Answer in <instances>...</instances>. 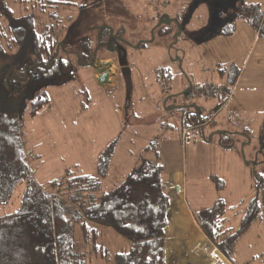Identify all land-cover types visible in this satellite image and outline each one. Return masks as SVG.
Here are the masks:
<instances>
[{
  "label": "rangeland",
  "instance_id": "obj_1",
  "mask_svg": "<svg viewBox=\"0 0 264 264\" xmlns=\"http://www.w3.org/2000/svg\"><path fill=\"white\" fill-rule=\"evenodd\" d=\"M76 1L86 4L84 14L78 9L57 13L59 39L67 43L59 56L72 64L73 78L47 89L50 105L35 118L26 113L20 117L31 180L50 192L47 186L52 180L98 176L99 157L113 143L114 152L97 194L100 197L141 160L153 159V151L145 149L155 146L161 178L173 202L176 199L185 205L182 192L177 197L175 188L181 178L169 180L179 170L184 177V197L192 209L199 213L216 199L225 202L221 231L235 236L230 252L234 264H264V203L259 216L240 229L249 202L256 197L259 203L264 200V182L256 190L254 179L264 180V34L239 20L231 37L197 42L194 36L208 25L210 14L203 2L194 7L197 0ZM244 1L264 13V0ZM3 3L15 18L31 14L36 32L49 21V11H32L30 2ZM103 27L118 39L113 49L98 42ZM1 30L8 34L0 12ZM82 41L89 43L90 63L81 66L76 48ZM120 65L124 67L116 86H100L93 80L96 69L114 71L115 76ZM208 87L213 88L211 93L205 91ZM186 92L200 93L196 100L182 101ZM227 97L228 105L217 110ZM150 105L163 110L172 106L173 112H157ZM180 105L189 107L190 113L200 107L197 122L213 115L206 124L187 128L191 117L185 123L184 113L177 109ZM224 133L233 138L229 149L220 146ZM211 175L221 179L222 189H216ZM24 190L25 185H19L11 200L0 205V217L19 210ZM189 231L195 232L189 235ZM72 233L79 251L84 250L78 228L74 226ZM169 233L164 264H207L198 247L209 240L195 229L187 210L174 216ZM98 235V244L107 250L109 260L127 245L109 229L100 228ZM200 236L201 241H194ZM90 262L105 264L98 254H91Z\"/></svg>",
  "mask_w": 264,
  "mask_h": 264
},
{
  "label": "trees",
  "instance_id": "obj_2",
  "mask_svg": "<svg viewBox=\"0 0 264 264\" xmlns=\"http://www.w3.org/2000/svg\"><path fill=\"white\" fill-rule=\"evenodd\" d=\"M18 2L23 5L30 2L32 11H49V21L41 32H36L31 14L15 18L4 3L0 5L8 25L7 35L0 31V205L11 200L19 185H25L19 210L0 217V264H91V254H98L105 264H164L174 202L162 181L155 146L145 149L153 151V159L141 160L119 184L100 197L97 194L114 152L113 143L99 157L98 176L76 175L61 182L52 180L47 186L50 192L40 189L29 177L20 137V117L26 113L35 118L50 105L47 89L73 78L72 64L59 56L67 49V43L59 39L57 28L61 22L57 13L78 9L82 15L86 4L80 5L76 0ZM200 2L208 6L210 14L208 25L194 36L197 42L231 36L239 20L264 34V13L256 6L244 0H197L194 7ZM110 34L108 27L101 28L98 34V42L107 49H113L118 41ZM88 44L82 41L76 48L81 66L90 63ZM145 45L146 42L140 43L139 47ZM184 120L186 123L188 117ZM203 122H191L187 128ZM232 142L233 138L226 133L220 138V146L225 149ZM209 179L217 190L224 187L218 176L211 175ZM254 179L258 190L264 180L256 176ZM259 202L257 197L249 202L241 219V230L259 216L264 200ZM225 208V202L216 199L193 217L204 235L234 264L230 252L235 236L221 231ZM74 226L82 238L85 248L82 251L74 241ZM98 227L113 231L127 242L110 260L107 250L98 244Z\"/></svg>",
  "mask_w": 264,
  "mask_h": 264
},
{
  "label": "crops",
  "instance_id": "obj_3",
  "mask_svg": "<svg viewBox=\"0 0 264 264\" xmlns=\"http://www.w3.org/2000/svg\"><path fill=\"white\" fill-rule=\"evenodd\" d=\"M234 34V33H233ZM232 34V35H233ZM231 35V36H232ZM231 36H229V37H231ZM216 39L217 38H221V37H215ZM215 38H213V39H215ZM212 40V39H211ZM210 41V40H209ZM101 61H103V60H101ZM123 67H124V65H120L119 67L118 66H116V73H115V76H114V71L112 72H110V74H109V78H108V82H104V84H100L99 83V78H100V74H99V72H98V69H96L93 73H92V78H93V80H96V82L100 85V86H106V85H109L110 87H112V86H116V84H117V81H118V79L120 78V72H121V70H123ZM114 68V67H113ZM117 70H118V72H117ZM223 76V77H222ZM221 77L224 79V77H225V75L223 74V72H222V74H221ZM114 79V80H113ZM167 83H168V80H167ZM223 85H225V84H223ZM227 87H225L224 89H226ZM169 93V92H168ZM200 92H198V93H193V94H196V95H193L192 93H190V92H186V93H183V97H182V101H183V99L186 101V100H189V98H191V100H196L195 98V96H199V95H197V94H199ZM214 96V95H213ZM198 98V97H197ZM228 99H229V97H227V98H225L224 99V101L221 103V104H219V105H217L216 107H218L217 108V110L218 109H220L221 108V106H223L224 104H226L227 103V101H228ZM199 101L202 103V99H199ZM203 103H204V101H203ZM216 103H214L213 105H215ZM226 105H228V104H226ZM225 105V106H226ZM224 106V107H225ZM154 106H151L150 105V108H152L154 111H157V112H160V110L161 111H165L166 113H168V114H171L172 112H173V108H172V106H171V108L170 107H168V108H165L164 110L163 109H160V108H153ZM178 111L179 112H182V113H184V115H185V117H191V122L192 123H197V117H198V115H199V112H200V107L199 108H197V110H196V113H190V108L189 107H187V106H185V105H180V106H178ZM199 109V110H198ZM213 115V114H212ZM212 115H210L204 122H203V124H206L207 123V121L212 117ZM203 124H201V125H203ZM200 125V124H199ZM198 125V126H199ZM200 125V126H201ZM178 176V178L180 177L181 178V181H180V183H177L176 185H175V188H176V186H178V190H176V192L179 194L180 193V191L182 192V195H183V200H184V204L185 205H183V204H181V203H178L177 204V202H176V199H175V202H174V208H173V210H172V212L170 213V217H169V227H168V231H167V233H168V236H169V228H170V223L172 222V219L174 218V216H176L177 214H179V213H181V212H183L184 210H187V212H188V214H189V216H190V218H191V220H192V222L194 223V227H195V229L199 232V234L201 233L202 234V236H204V233L201 231V229L198 227V225H197V223L195 222V220H194V217H193V214L194 213H198L196 210H194V209H192L190 206H189V204L186 202V200H185V197H184V177H183V174H182V172L181 171H179V170H175V171H173L172 172V174L170 175V178H169V180H173L175 177H177ZM182 182V183H181ZM181 184V185H180ZM183 186V187H182ZM176 203V204H175ZM179 207H183V209L180 211H178V208ZM209 207V206H208ZM207 208V207H206ZM206 208H204V209H206ZM203 209V210H204ZM202 211V210H201ZM200 212V211H199ZM201 237V236H200ZM183 238H185V237H183ZM203 257V256H202ZM203 259H204V261H206V259L203 257ZM232 263V262H231ZM233 264V263H232Z\"/></svg>",
  "mask_w": 264,
  "mask_h": 264
},
{
  "label": "built area",
  "instance_id": "obj_4",
  "mask_svg": "<svg viewBox=\"0 0 264 264\" xmlns=\"http://www.w3.org/2000/svg\"><path fill=\"white\" fill-rule=\"evenodd\" d=\"M108 72V76L110 74L108 69H105ZM99 74H102L101 70H98ZM163 77V74H161ZM108 82V78L105 80ZM165 83H167V80H165ZM213 88L206 89L205 91L208 93H211ZM209 240V239H208ZM199 254H201L207 261V264H232L231 261L219 250V248L209 241H204L202 245L198 247Z\"/></svg>",
  "mask_w": 264,
  "mask_h": 264
},
{
  "label": "water",
  "instance_id": "obj_5",
  "mask_svg": "<svg viewBox=\"0 0 264 264\" xmlns=\"http://www.w3.org/2000/svg\"><path fill=\"white\" fill-rule=\"evenodd\" d=\"M102 71V74L99 78V83L104 84L105 80L108 78V72L105 70V68L100 69ZM176 190H178V186H176Z\"/></svg>",
  "mask_w": 264,
  "mask_h": 264
},
{
  "label": "bare ground",
  "instance_id": "obj_6",
  "mask_svg": "<svg viewBox=\"0 0 264 264\" xmlns=\"http://www.w3.org/2000/svg\"><path fill=\"white\" fill-rule=\"evenodd\" d=\"M180 194H181V191H180V193L177 195V197H178ZM194 232H195V231H189V233H188V234H189V235H193V234H194Z\"/></svg>",
  "mask_w": 264,
  "mask_h": 264
}]
</instances>
